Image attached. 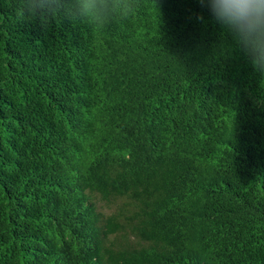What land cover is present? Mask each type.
<instances>
[{"label":"trees","instance_id":"16d2710c","mask_svg":"<svg viewBox=\"0 0 264 264\" xmlns=\"http://www.w3.org/2000/svg\"><path fill=\"white\" fill-rule=\"evenodd\" d=\"M95 2L0 0V264H264L252 36Z\"/></svg>","mask_w":264,"mask_h":264},{"label":"clouds","instance_id":"9594fccd","mask_svg":"<svg viewBox=\"0 0 264 264\" xmlns=\"http://www.w3.org/2000/svg\"><path fill=\"white\" fill-rule=\"evenodd\" d=\"M218 2L221 15L226 16L234 25H238L246 35L252 36L254 58L250 63L254 70L264 74V0H218ZM98 6L93 0L89 7Z\"/></svg>","mask_w":264,"mask_h":264}]
</instances>
